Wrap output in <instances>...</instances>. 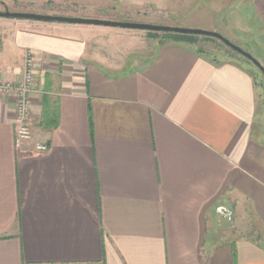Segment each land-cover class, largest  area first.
<instances>
[{
    "label": "crops",
    "instance_id": "obj_1",
    "mask_svg": "<svg viewBox=\"0 0 264 264\" xmlns=\"http://www.w3.org/2000/svg\"><path fill=\"white\" fill-rule=\"evenodd\" d=\"M2 7L132 22L146 20L130 12L156 9L172 26L264 35V0ZM144 32L0 17V83L22 79L28 51L36 60L33 136L20 146L16 94L0 93V264H264V135L250 60L216 62ZM120 36L138 41L134 54L154 45V56L110 58ZM237 217L231 238L230 226L217 238L216 222Z\"/></svg>",
    "mask_w": 264,
    "mask_h": 264
},
{
    "label": "rangeland",
    "instance_id": "obj_2",
    "mask_svg": "<svg viewBox=\"0 0 264 264\" xmlns=\"http://www.w3.org/2000/svg\"><path fill=\"white\" fill-rule=\"evenodd\" d=\"M6 9V8H5ZM4 7H2V10H5ZM9 10H13V9H9ZM58 11H62L61 9H57ZM227 10V9H223ZM55 11V10H54ZM53 12V11H51ZM147 14H144L143 12H139L137 15H133L131 12L129 13V17H126L128 19L130 18H140V19H145L146 23H152V24H163V25H171L169 23H165V22H169L170 18L168 17L169 15L167 13H161V10H147L146 9ZM246 10L242 9L240 11L242 17L247 16L246 15ZM123 14V13H121ZM145 31V30H144ZM147 31V30H146ZM144 33H148L150 35L153 36V39L157 36L159 38L165 37L164 35H166L164 32H144ZM221 33V32H220ZM223 34V33H222ZM261 33H259L258 30H254L249 28L247 31H242V32H236L234 35L229 36V39L234 42L235 44L241 46L242 48H244L245 50H247L248 52H250L254 57H256L264 66V35H260ZM169 36V35H167ZM149 37L147 36V34H145L144 38H143V43H145L144 48H146L148 42H149ZM228 38V37H227ZM109 43L110 45H112V52L114 53L115 50V55H111L110 58L112 59H118L119 61H129V62H133L135 59L137 58H145V59H150L154 56L155 53V47L154 45L152 46L150 51H144L143 53H139L137 52L136 54H134V50L132 48L133 45H135L136 43H138L137 40H132L126 37H112L109 39ZM193 44H195L197 47H202L203 49L213 52V54H216L219 59L221 60H225V59H230V58H238L241 57V59H245L243 56H241L240 54L236 53L235 51H233L232 49H230L228 46L223 45L221 42H219V40H217L216 38H206V39H201L198 42H194ZM142 56V57H141ZM251 64V67L253 69V72L256 76V81H257V100H258V118H257V125L261 128L263 135H264V75L263 73L256 68L251 61H249ZM236 218V217H235ZM235 218L233 220H230V222H233L232 225L231 223L224 224L227 223L229 220L226 219L222 224H218V222H216V227L218 228L216 234H217V238H222L225 239L226 236L225 234L227 233V228H229V226L231 227L230 230L228 231L229 236L228 238H231V233L232 232V227L234 225H238L241 223L240 219L237 217V219L235 220ZM219 225V226H218ZM235 229H239L238 227H236ZM246 229V228H245ZM250 231V230H249ZM238 234H240L237 231ZM224 235V236H223ZM238 235L236 234L235 237H237ZM234 237V236H233Z\"/></svg>",
    "mask_w": 264,
    "mask_h": 264
},
{
    "label": "water",
    "instance_id": "obj_3",
    "mask_svg": "<svg viewBox=\"0 0 264 264\" xmlns=\"http://www.w3.org/2000/svg\"><path fill=\"white\" fill-rule=\"evenodd\" d=\"M0 17L24 19V20L63 22V23H70V24L121 27V28L147 30V31H153V32L178 33V34H184V35H198V36L213 37V38H216L222 41L226 46H228L230 49H232L236 53L250 60L264 75V66L256 57H254L250 52H248L241 46L235 44L225 35L217 31L205 30V29H200V28H189V27H182V26L152 24V23H146V22L105 20V19H98V18H84V17H74V16L42 14V13H35V12L11 11L9 9L0 10ZM220 210L223 213L228 212L223 208Z\"/></svg>",
    "mask_w": 264,
    "mask_h": 264
},
{
    "label": "built area",
    "instance_id": "obj_4",
    "mask_svg": "<svg viewBox=\"0 0 264 264\" xmlns=\"http://www.w3.org/2000/svg\"><path fill=\"white\" fill-rule=\"evenodd\" d=\"M35 56L32 51H28L25 60V71L22 79L18 83H0V93H15L16 94V114L18 129L16 133L17 146L28 142L32 139V129L30 126L31 117V97L33 84L35 81ZM37 152H46L48 146L44 143L35 144Z\"/></svg>",
    "mask_w": 264,
    "mask_h": 264
},
{
    "label": "trees",
    "instance_id": "obj_5",
    "mask_svg": "<svg viewBox=\"0 0 264 264\" xmlns=\"http://www.w3.org/2000/svg\"><path fill=\"white\" fill-rule=\"evenodd\" d=\"M166 35H169L170 37L173 36L177 39H180L182 41H186L189 43H194V42H198L201 39H206V38H213V37H207V36H198V35H184V34H174V33H165ZM218 40V39H217ZM219 42H221L223 45H225L222 41L219 40ZM199 48V52L204 53V54H208L211 55V57L213 58V60H215L216 62H218L220 59L216 54H213V52L207 51L205 49H203L202 47H198ZM245 58V57H244ZM247 59V58H246ZM253 64V63H252ZM254 65V64H253ZM255 66V65H254ZM256 67V66H255ZM257 68V67H256Z\"/></svg>",
    "mask_w": 264,
    "mask_h": 264
}]
</instances>
